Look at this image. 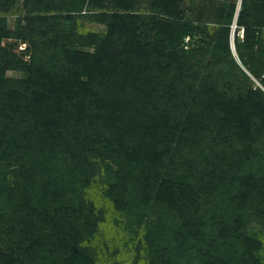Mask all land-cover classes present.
I'll use <instances>...</instances> for the list:
<instances>
[{
	"label": "trees",
	"instance_id": "1",
	"mask_svg": "<svg viewBox=\"0 0 264 264\" xmlns=\"http://www.w3.org/2000/svg\"><path fill=\"white\" fill-rule=\"evenodd\" d=\"M108 210L144 264H264V0H0V264H98Z\"/></svg>",
	"mask_w": 264,
	"mask_h": 264
},
{
	"label": "rangeland",
	"instance_id": "2",
	"mask_svg": "<svg viewBox=\"0 0 264 264\" xmlns=\"http://www.w3.org/2000/svg\"><path fill=\"white\" fill-rule=\"evenodd\" d=\"M241 7L242 0H235ZM20 15L18 12L13 11L8 15L9 25L12 29H15L16 22L19 19ZM25 17V16H24ZM236 27V26H235ZM86 31H96V32H105L106 28L103 25H98L93 22L85 21ZM235 29V28H234ZM243 30L240 31V36L243 37ZM6 43V42H5ZM25 44L21 45L16 52L19 55L22 54V49L25 48ZM232 47L235 50L234 36L232 39ZM26 60L29 59V56L25 57ZM245 70V69H244ZM12 75V74H10ZM256 86L262 87L260 82L257 79H253ZM101 188L98 187L95 189V194L100 199L102 196ZM109 211V210H108ZM113 211L107 212L105 215V223H102L100 226V232L93 242V247L97 253L98 264H144V260H137L135 254V243L134 238L129 226L119 225L118 223H124V220L120 217L114 216ZM117 219V220H116Z\"/></svg>",
	"mask_w": 264,
	"mask_h": 264
},
{
	"label": "water",
	"instance_id": "3",
	"mask_svg": "<svg viewBox=\"0 0 264 264\" xmlns=\"http://www.w3.org/2000/svg\"><path fill=\"white\" fill-rule=\"evenodd\" d=\"M234 49V48H233Z\"/></svg>",
	"mask_w": 264,
	"mask_h": 264
}]
</instances>
